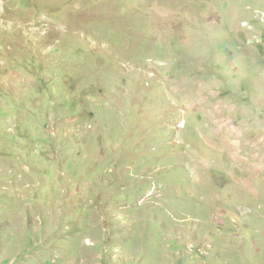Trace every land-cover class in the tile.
<instances>
[{
    "label": "rangeland",
    "instance_id": "374dc122",
    "mask_svg": "<svg viewBox=\"0 0 264 264\" xmlns=\"http://www.w3.org/2000/svg\"><path fill=\"white\" fill-rule=\"evenodd\" d=\"M0 264H264V0H0Z\"/></svg>",
    "mask_w": 264,
    "mask_h": 264
}]
</instances>
